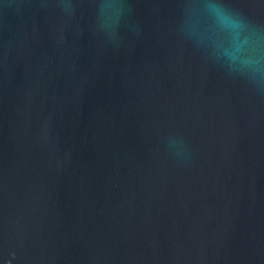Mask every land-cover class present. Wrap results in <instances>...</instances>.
Wrapping results in <instances>:
<instances>
[{
	"label": "water",
	"instance_id": "1",
	"mask_svg": "<svg viewBox=\"0 0 264 264\" xmlns=\"http://www.w3.org/2000/svg\"><path fill=\"white\" fill-rule=\"evenodd\" d=\"M0 264H264V0H0Z\"/></svg>",
	"mask_w": 264,
	"mask_h": 264
}]
</instances>
